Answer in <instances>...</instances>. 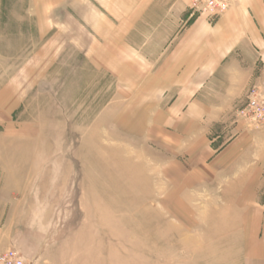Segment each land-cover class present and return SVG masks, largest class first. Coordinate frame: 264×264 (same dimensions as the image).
<instances>
[{
    "label": "rangeland",
    "instance_id": "obj_1",
    "mask_svg": "<svg viewBox=\"0 0 264 264\" xmlns=\"http://www.w3.org/2000/svg\"><path fill=\"white\" fill-rule=\"evenodd\" d=\"M177 1L0 0V241L24 264H264L256 87L172 106Z\"/></svg>",
    "mask_w": 264,
    "mask_h": 264
},
{
    "label": "crops",
    "instance_id": "obj_2",
    "mask_svg": "<svg viewBox=\"0 0 264 264\" xmlns=\"http://www.w3.org/2000/svg\"><path fill=\"white\" fill-rule=\"evenodd\" d=\"M152 1L144 0L143 6H150ZM187 3L176 2L181 7L177 15ZM215 20L209 24L206 18L197 17L163 45L167 53L160 69L162 75H167L162 77L161 88L179 87L172 105L178 110L198 108L196 95L204 83L222 89L217 80L223 75L228 81L226 92L239 87L244 93L251 86L264 91V0H235ZM239 173L248 175L250 171L242 167ZM7 249L0 241V253ZM257 256L253 254L248 264H263L262 257Z\"/></svg>",
    "mask_w": 264,
    "mask_h": 264
},
{
    "label": "built area",
    "instance_id": "obj_3",
    "mask_svg": "<svg viewBox=\"0 0 264 264\" xmlns=\"http://www.w3.org/2000/svg\"><path fill=\"white\" fill-rule=\"evenodd\" d=\"M230 0H189L191 15L215 19L226 11ZM240 113L257 123H264V92L261 89L250 90L246 103ZM0 264H24L19 252L14 248H8L0 253Z\"/></svg>",
    "mask_w": 264,
    "mask_h": 264
}]
</instances>
